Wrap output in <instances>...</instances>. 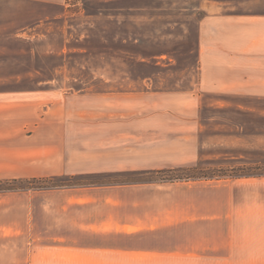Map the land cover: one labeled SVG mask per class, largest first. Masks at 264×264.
<instances>
[{
  "label": "rangeland",
  "instance_id": "1",
  "mask_svg": "<svg viewBox=\"0 0 264 264\" xmlns=\"http://www.w3.org/2000/svg\"><path fill=\"white\" fill-rule=\"evenodd\" d=\"M247 1L0 0V89L24 93L11 95V105H20L11 106L10 121L25 123V138L45 151L41 159L27 156L25 176L0 179V187L20 180L15 187L22 190L0 194L25 195L32 234L103 232L108 219L113 225L129 220L124 207L111 209L100 200L110 194L118 200L129 197L128 189L137 185L163 191L193 186L196 197L213 205V220L177 232H231L238 226V232L264 233V99L197 90L199 21L215 11H241ZM145 78L155 90L184 91L197 102L191 122L195 157L185 161L181 147H158L155 161L170 159L174 169L198 167L188 173L208 179L171 180L181 173L160 174L156 169L65 174V97L107 87L127 89L130 81ZM23 99L25 104L17 103ZM51 149L59 153L50 157ZM189 150L186 145L184 154ZM250 173L259 176H243ZM31 179L41 180L27 182ZM121 228L131 232L129 226Z\"/></svg>",
  "mask_w": 264,
  "mask_h": 264
},
{
  "label": "crops",
  "instance_id": "2",
  "mask_svg": "<svg viewBox=\"0 0 264 264\" xmlns=\"http://www.w3.org/2000/svg\"><path fill=\"white\" fill-rule=\"evenodd\" d=\"M247 2L241 11H215L199 21L201 94L264 99V0ZM150 81L132 80L127 89L107 87L65 97V174L174 169L170 159L155 161L158 147H181L185 161L195 157V97L155 90ZM16 94L24 93L0 89V179L25 176L27 156L41 159L45 152L25 138V123L10 121L11 106L20 105H11V95ZM48 152L52 157L59 150ZM130 154L136 158H123ZM162 188L137 185L128 189L129 197L102 198L101 205L129 212V220L116 225L106 220L103 232L44 235L30 232L24 194H0V264H264L263 232H238V226L231 232H177L213 220V205L195 196L196 187ZM171 191L193 196L178 197ZM124 225L131 232H121ZM161 229L170 232H150Z\"/></svg>",
  "mask_w": 264,
  "mask_h": 264
},
{
  "label": "trees",
  "instance_id": "3",
  "mask_svg": "<svg viewBox=\"0 0 264 264\" xmlns=\"http://www.w3.org/2000/svg\"><path fill=\"white\" fill-rule=\"evenodd\" d=\"M196 167H186V168H178V169H171V170H162V171H159L157 173H160V174H165L166 172H170L171 174H175V173H181V175H179L178 177H175L174 179H171V180H201V179H208L207 176H204L202 173L199 175V176H196V175H190L188 172L190 171H194V170H199L198 167L195 169ZM187 172V173H185ZM185 175V177H182V175ZM245 177H252V176H259L258 174H255V173H250V174H246V175H243ZM41 179H31V180H27V182H30V183H34V182H37ZM21 182L20 180H10L8 182H5L4 184H6V186L4 187H0V192H5V191H12V190H22L23 187L20 185L18 187H15V184ZM140 182H143V181H140ZM2 182H0L1 184ZM1 186V185H0Z\"/></svg>",
  "mask_w": 264,
  "mask_h": 264
}]
</instances>
